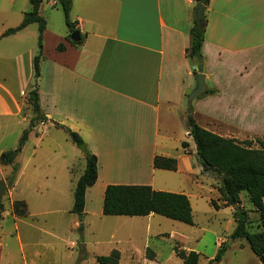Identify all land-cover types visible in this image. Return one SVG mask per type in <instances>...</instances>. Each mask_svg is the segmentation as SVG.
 Segmentation results:
<instances>
[{"label":"crops","instance_id":"crops-1","mask_svg":"<svg viewBox=\"0 0 264 264\" xmlns=\"http://www.w3.org/2000/svg\"><path fill=\"white\" fill-rule=\"evenodd\" d=\"M45 2L53 8L57 4L43 0L39 10L46 28L38 93L47 121L31 130L16 159L20 166L17 180L13 188L7 187L10 207L5 202L0 219V264L5 238H15L24 247L21 226L34 231V220L39 217L33 213L17 217L14 201H25L29 212L30 199L62 201L72 194L69 186L73 185L75 160L68 153L70 138L63 127L77 132L98 158V179L87 189L85 214L94 196L104 195L109 185H148L157 191L185 194L192 202L203 191L201 178L209 181L187 126L188 96L196 80L186 51L197 0H73L70 18L84 38L78 47L67 40L69 29L58 32L50 26L44 15ZM31 9L29 0H0V36L19 26ZM205 19L203 74L207 89L218 93L198 99L194 117L201 106L210 103L241 106V123L214 117V112L205 119L245 136L264 137V124L260 125L264 120L257 117L264 113V0H211ZM33 25L0 39V133L4 128L30 124L32 118L27 95L37 52L38 33L30 29ZM61 43L65 46L62 52L57 50ZM39 126L48 129L46 137L55 129L67 138L53 139L50 147L38 138L31 157L20 163ZM204 128L231 137L207 124ZM185 142L187 147H183ZM4 151L1 147L0 155ZM155 157L175 159L177 170L155 169ZM6 167L8 172L0 174V183H6L11 174L12 167ZM211 191L215 189L209 185L210 195ZM218 205L217 210L225 207ZM9 216L13 226L7 230L4 220ZM261 230L258 220L256 232ZM227 254L217 264H223ZM251 260L261 264L253 252Z\"/></svg>","mask_w":264,"mask_h":264},{"label":"rangeland","instance_id":"rangeland-1","mask_svg":"<svg viewBox=\"0 0 264 264\" xmlns=\"http://www.w3.org/2000/svg\"><path fill=\"white\" fill-rule=\"evenodd\" d=\"M47 1L50 3L56 1L57 4L53 8L45 2L44 15L48 16L50 26L58 32L68 30L59 0ZM72 15L74 16V12ZM31 27H33L30 28L31 30L39 34L38 24ZM36 45H38V37L35 41ZM197 102L198 99H195L192 106L194 107ZM241 109V106L229 107L223 105V102L210 103V105L200 107L196 120L201 126L205 127L207 124L211 130L221 134H230L231 138L238 141L255 139L264 141V137L245 136L232 128L205 119V115L211 116L210 114L214 112L212 113L214 117L241 123ZM257 117L264 120V113H258ZM263 124L264 122L260 123V125ZM29 125V123H21L19 134H17L18 126L9 129L4 128L1 131L2 143L0 146L5 149L4 152L13 150L18 146L23 131L28 129ZM22 127L23 129H21ZM47 131V128L40 126L34 130L35 133L31 137L26 153L19 159L20 163L25 164L31 157L34 147L38 143V138L42 137L48 147L53 144L55 138L58 140L67 138L63 131L55 129H52L51 137H46L44 135ZM68 150L70 157L75 160L74 175H72L73 185L69 186V189L73 188L72 194H69L62 201L41 202L30 199L29 213L39 216L34 220L35 222L33 221L36 230L31 231L27 227L21 226L24 247H21L15 238L10 236L5 238L1 264H97V256H108L114 249L121 253L120 264H182L175 252L177 244L181 249L199 253L198 264H208L209 260H213L212 264H214L217 262L214 259L220 249L218 245L220 240L228 242L224 255L227 251L228 254L223 264H237L240 260L243 264H253L251 260L252 250L247 240L236 239L229 244L230 235L235 229V209L222 207L217 210L210 204V201L214 200L219 202L221 206L224 205L218 192L221 180L215 172H203L209 181L201 178V181L204 182L203 191L199 194L198 199H192L193 225L154 214L150 217L135 218L104 216L102 212L104 195L102 194L101 196H94V202L90 203L83 221H80L71 210L76 182L78 176L85 170L86 161L84 154L70 139ZM7 172L8 168L0 163V174ZM209 185L215 189L214 192L211 191L212 195L209 193ZM7 194L8 191L3 196L4 203L6 202L7 206L10 207V201L6 198ZM241 197L240 207L248 211L249 215V230L256 232L259 215L255 212L247 193H241ZM4 225L7 230L13 226L11 216L4 220ZM12 234L15 235V233ZM29 244L31 247H28ZM242 245L245 246L240 252L238 250ZM235 253L239 255H235ZM83 255L85 258L82 257Z\"/></svg>","mask_w":264,"mask_h":264},{"label":"trees","instance_id":"trees-1","mask_svg":"<svg viewBox=\"0 0 264 264\" xmlns=\"http://www.w3.org/2000/svg\"><path fill=\"white\" fill-rule=\"evenodd\" d=\"M32 9L25 13L21 24L15 28L8 29L0 36H10L15 34L31 24H38V45L37 52L33 59V83L29 91L28 102L32 109V118L29 128L24 130L20 137L18 146L6 151L0 156V163L4 166H11V174L6 178V184L9 189L13 188L17 180L20 166L16 159L26 144L29 134L37 124L45 123L46 116L42 112L40 98L38 93V81L41 77L40 62L43 58V34L46 28V21L39 15L40 6L43 0H29ZM64 15L65 23L69 29L70 36L76 29L70 15L72 11L73 0H59ZM211 0H197L208 7ZM207 21L199 25L196 18L193 20V27L190 31V46L186 51L187 59L192 67H196L199 73L204 71V56L202 54L205 41ZM70 36L67 40L73 46H81L84 38L78 42L72 41ZM57 50H65L64 44H59ZM216 89H207V91L197 99H202L208 95L217 94ZM187 126L189 134L196 145V155L203 172H215L221 185L218 189L220 200L225 207L237 206L234 211L235 229L230 235L232 242L236 239L247 240L252 252L263 259L264 264V141L260 139L238 141L235 138L223 137L198 124L194 117L192 103L188 105ZM71 141L84 154L86 167L83 175L78 179L74 190V203L72 213L80 221L85 215L86 192L87 189L95 185L98 179V158L91 153L86 142L77 133L67 127H63ZM183 143V147H187ZM154 168L162 170H177V161L173 158L155 157ZM246 192L250 202L259 215L260 232H251L249 230L248 211L240 207L241 193ZM211 205L218 209L216 201L211 200ZM13 213L19 218H26L29 215L28 205L23 200H16L12 203ZM5 211L4 198H0V219ZM104 216H128V217H146L152 214L160 215L173 221L193 225V208L190 199L182 193H173L167 191H157L148 185H109L104 193L103 200ZM228 242H224L218 251L215 259L219 263L227 249ZM176 255L181 259L182 264H198L200 254L195 251H187L175 246ZM121 253L114 249L108 256H97V264H120ZM213 260L208 264H212Z\"/></svg>","mask_w":264,"mask_h":264},{"label":"water","instance_id":"water-1","mask_svg":"<svg viewBox=\"0 0 264 264\" xmlns=\"http://www.w3.org/2000/svg\"><path fill=\"white\" fill-rule=\"evenodd\" d=\"M205 10H206L205 5H203L202 3L197 4L196 9H195V18L199 25H203L206 21ZM70 38L72 41H75V42L80 41L81 40L80 32L75 31L74 33L71 34ZM192 69L195 75L196 86L188 96L189 104H191L195 99H197L199 96H201L207 91L205 74L199 73L196 67H192ZM6 192H7V184L3 181L0 183V198H2ZM233 208L236 210L237 206H234ZM231 243H232V240L229 239V244ZM260 261L262 262L263 259L261 258ZM214 264H217V262H215Z\"/></svg>","mask_w":264,"mask_h":264}]
</instances>
